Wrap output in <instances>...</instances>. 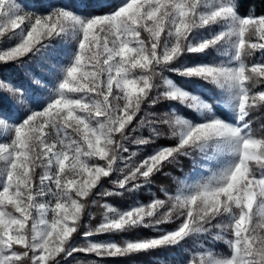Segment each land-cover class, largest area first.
Returning a JSON list of instances; mask_svg holds the SVG:
<instances>
[{"label":"snow or ice","instance_id":"1","mask_svg":"<svg viewBox=\"0 0 264 264\" xmlns=\"http://www.w3.org/2000/svg\"><path fill=\"white\" fill-rule=\"evenodd\" d=\"M238 7L239 0H122L101 14L67 7L44 14L18 0H0V35L18 30L17 43L0 50V62L35 55L57 38L76 42L47 96L0 80V129L6 134L0 139V264H59L57 257L75 252L127 256L179 246L209 227L221 229L216 239L230 233L229 253L201 252L187 264H264V137L254 134L248 119L264 107V90H256L264 85V57L245 62L254 50L264 53V15H241ZM201 30L207 34L197 35ZM212 51L221 59L172 67L186 54ZM165 70L223 90L220 107L214 111L212 103L164 77ZM165 99L195 109L200 119L174 109L164 114L160 124L168 126L175 144L138 158L129 142L150 145L162 135L140 116L142 106ZM146 125L150 136L132 139ZM195 155L216 159L218 170L179 181L174 193L161 188L164 198L154 196L146 205L121 211L105 204L103 219L85 238L140 227L157 235L73 246L104 178L115 174L119 189L134 191L167 175L180 157ZM176 220L172 230L161 227Z\"/></svg>","mask_w":264,"mask_h":264},{"label":"trees","instance_id":"2","mask_svg":"<svg viewBox=\"0 0 264 264\" xmlns=\"http://www.w3.org/2000/svg\"><path fill=\"white\" fill-rule=\"evenodd\" d=\"M23 5H27L29 10H37L42 13L50 11L53 7H67L70 10L76 11L78 14H101L114 9L122 0H18ZM87 5L85 8L84 5ZM42 5V7H41ZM79 5V7H77ZM239 14H255L257 17L264 15V0H239L238 7ZM219 26L213 30L217 31ZM207 33L201 30L197 35H206ZM246 39L254 42L255 35L249 37L246 33ZM48 47L41 49L35 55L29 54L16 62H0V80H5L13 85H20L24 87H31L34 89H42V95L47 96L52 90L61 67L68 62L67 51L74 50L76 46L75 40L69 41L65 38H57L46 41ZM264 57V53L260 50H254L251 56L245 58L246 63H253ZM221 57L215 51L210 52L207 56L203 54L190 53L182 57V59L172 65L173 68H181L182 66L194 65L198 63H207L213 60H219ZM163 76L171 79L178 86L200 96L202 100L212 103L214 111L219 105L216 101L223 96V90L217 88L215 85L209 84L200 78L184 77L177 72L165 70ZM41 81L37 84L34 81ZM47 87H44V85ZM163 89L161 88L160 91ZM256 90H264V85L257 84ZM157 93L154 92L155 96ZM143 111L140 113L142 118L153 121V126L157 127L162 133L161 137L155 140L150 145L137 146L131 142L127 144L130 151H137L138 158H142L152 151L153 148L159 146H170L175 144V140L171 138L170 131L167 125H161V117L168 113L172 114L173 109L175 114L184 116L188 119L198 121L199 115L195 109H191L181 104L178 101L160 100L156 104L150 102L143 105ZM226 111V110H225ZM251 121V127L257 137H264V107H258L253 110L248 117ZM136 123V122H134ZM2 130V129H1ZM0 130V133H1ZM132 139L137 137L148 138L150 136L149 126H144L137 129L131 134ZM193 159L196 163L193 164ZM204 161L200 155H195L193 158L180 157L179 163L169 166L165 169L167 175L158 174L153 178V183L141 187L134 191H125L119 189L114 183L117 177L114 174L111 178H104L102 184L95 190L92 199L89 200L86 211L81 217L80 227L77 233L73 234V246H84L88 240L105 241L113 240L118 244L125 241H134L138 239H145L157 235L151 228H133L126 232H113L109 234H94L87 239L85 233L94 231L99 225L105 212L103 207L105 204L111 205L118 210H127L136 204H148L153 198H164L161 188L166 189L169 193H174L179 181L191 174L197 165ZM255 163V162H252ZM39 172L40 169H37ZM113 193L112 195H105L104 193ZM258 209L254 207L256 213ZM261 216L256 215L255 221H260ZM176 220L171 223L161 225V227L172 230L179 223ZM223 223V221H216L214 223ZM221 234V229L209 227L205 233L198 234L190 239L185 240L179 246L161 247L155 250L130 254L127 256L117 257H96L94 254H85L82 252H75L69 257H57L59 264H187L193 255L204 251H211L217 255H227L230 251L227 240L231 238L230 233L224 232L222 239H216V236Z\"/></svg>","mask_w":264,"mask_h":264},{"label":"rangeland","instance_id":"3","mask_svg":"<svg viewBox=\"0 0 264 264\" xmlns=\"http://www.w3.org/2000/svg\"><path fill=\"white\" fill-rule=\"evenodd\" d=\"M46 14V13H45ZM220 29H218L217 31H219ZM15 31L18 30H5V32L0 35V50H4L7 49L10 46H14L17 43V37L13 34ZM256 40L254 42H257L258 37H254ZM66 39H68L69 41H72L73 39L71 38V36L66 37ZM76 46L74 47L75 50ZM74 50H69L67 51V58L68 56L74 51ZM261 60V59H259ZM257 60V61H259ZM67 64V63H66ZM65 64V65H66ZM199 64V63H198ZM64 66V65H63ZM62 66V67H63ZM61 67V68H62ZM61 70V69H60ZM60 74V71H59ZM226 110V109H225ZM227 111V110H226ZM230 114V113H229ZM199 115V113H198ZM200 119V116H199ZM1 130V129H0ZM5 133L4 130H1L0 133V139H3L5 137ZM221 163L223 162V160L221 159L220 161ZM218 170V163L216 159H212V160H208V159H204L203 162H201L200 164L197 165V168L189 175L185 176L182 181H193V180H197V179H201V178H206L209 175H211L212 172L217 171ZM137 205V204H136ZM140 205H146V204H140ZM111 206V205H109ZM134 206V205H133ZM112 207V206H111ZM114 208V207H113ZM257 215H260V210H257ZM105 213V212H104ZM103 219V217H102ZM105 241H113L111 239L109 240H105ZM207 252V251H204ZM200 254V253H199ZM199 254H198V258H199Z\"/></svg>","mask_w":264,"mask_h":264}]
</instances>
